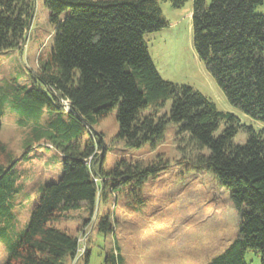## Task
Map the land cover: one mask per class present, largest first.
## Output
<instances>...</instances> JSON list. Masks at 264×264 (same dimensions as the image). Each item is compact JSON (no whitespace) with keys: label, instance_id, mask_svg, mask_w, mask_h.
I'll use <instances>...</instances> for the list:
<instances>
[{"label":"trees","instance_id":"1","mask_svg":"<svg viewBox=\"0 0 264 264\" xmlns=\"http://www.w3.org/2000/svg\"><path fill=\"white\" fill-rule=\"evenodd\" d=\"M36 1L0 0V56L25 44ZM164 1L180 8L188 0ZM43 2L55 28L54 43L35 74V86L18 107L34 133L61 153L62 174L36 199L3 264H72L79 239L57 226L68 212L81 204L92 210L105 192L106 176L114 181L112 188L132 185L140 192L144 182L166 169V162L126 161L111 171L99 169L103 139L94 127L114 110L117 142L130 149L155 147L175 124L177 135L186 136L199 151L196 169L211 174L230 192L239 233L207 264H247L251 251L264 264V127L243 125L193 87L160 76L145 40L146 34L169 26L160 0ZM262 6L264 0H194L192 33L198 58L229 103L264 124V13L257 12ZM169 102V111L163 113ZM44 110L50 115L45 123ZM4 116L0 98V230L1 220L13 223L10 200L18 191L12 175L18 160L1 140ZM89 130L93 133L87 143ZM241 131L247 140L235 144ZM108 230L110 223L104 219L100 232ZM89 262L88 251L81 264ZM105 264H123L119 247L106 255Z\"/></svg>","mask_w":264,"mask_h":264},{"label":"rangeland","instance_id":"2","mask_svg":"<svg viewBox=\"0 0 264 264\" xmlns=\"http://www.w3.org/2000/svg\"><path fill=\"white\" fill-rule=\"evenodd\" d=\"M193 2L188 0L175 8L170 1L160 0L169 26L145 35L160 76L193 87L220 111L238 117L243 125L256 130L263 128L262 122L229 103L198 58L193 45ZM257 12L264 13V6ZM54 32L43 0H37L25 44L0 56V98L5 111L1 140L18 160L12 171L18 191L10 200L14 220L13 223L1 220L0 264L6 260L10 245L25 229L42 190L62 174L61 153L46 144L43 135L34 133L33 124L18 107L25 92L35 86V74L53 47ZM170 106L169 102L163 113ZM44 111L45 123L50 115ZM116 118L114 110L94 127L103 139L100 154L104 156L99 169L111 171L123 161L145 165L166 162L167 167L144 182L140 192L132 185L112 188L114 181L106 176L105 192L92 210L81 204L68 212V217L57 226L79 239L80 250L72 264L83 263L88 251L90 264H105L106 255L116 246L123 264H207L223 253L238 236L240 219L230 192L211 174L196 169L194 162L199 151L186 136L177 135L175 124L167 127L163 140L155 147L148 144L140 149L127 148L115 140L119 131ZM223 128L224 124L218 134ZM92 133L89 130L85 134L84 142H90ZM246 140L247 134L241 131L234 142L244 144ZM104 219L110 223L107 234L100 232ZM246 263L261 264L260 254L248 252Z\"/></svg>","mask_w":264,"mask_h":264},{"label":"built area","instance_id":"3","mask_svg":"<svg viewBox=\"0 0 264 264\" xmlns=\"http://www.w3.org/2000/svg\"><path fill=\"white\" fill-rule=\"evenodd\" d=\"M80 250V249H79Z\"/></svg>","mask_w":264,"mask_h":264}]
</instances>
